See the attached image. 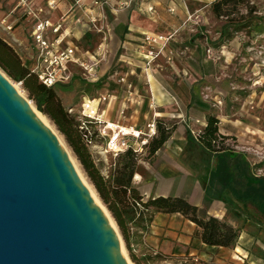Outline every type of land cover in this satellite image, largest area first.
Returning <instances> with one entry per match:
<instances>
[{"label": "rangeland", "instance_id": "obj_1", "mask_svg": "<svg viewBox=\"0 0 264 264\" xmlns=\"http://www.w3.org/2000/svg\"><path fill=\"white\" fill-rule=\"evenodd\" d=\"M71 1V13L74 12L75 18L72 22L65 21L61 31L68 29L66 40L85 52L84 59L61 67L64 77L54 91L75 119L85 123L101 174L112 182L127 180L132 174L131 185L137 187L144 200L151 197L146 195L148 183L159 168L166 174L180 175L185 167L197 173L201 186L205 187L217 159L197 142L189 141L187 130L199 140L209 117H216L219 131L213 148L243 152L248 171L259 180L248 184L244 179H236L228 192L212 184L211 193H207L216 196L217 201L198 199L199 215L208 218L214 213L220 220L255 235L256 244L251 252L253 250L264 260V0H100L98 5L85 1L83 6ZM46 3L48 5V0H28L27 3L0 0V35L34 71L43 63L39 61L33 28L41 13L52 17ZM82 13L85 23L77 19ZM131 31L138 36L142 32H170L172 36L148 67L152 66V83L139 61L141 55L136 56L127 48L135 51L139 41ZM54 37L49 33V39L56 43ZM55 53L52 52V57ZM132 67L135 74H131ZM0 69L63 142L79 174L115 224L112 225L119 233L126 257L137 264L133 260L136 254L132 246L130 249L127 246L108 204L97 192L64 134L37 107L23 83ZM137 78L142 79L136 86L138 94L148 103L137 117H130V112L125 117L126 112L117 111L124 96L132 95L128 84L134 83L135 88ZM141 112H145L142 118ZM113 113L115 120L111 118ZM117 119L123 125H134L126 122L142 119L144 131L147 124L153 122L156 136L163 131L170 132L171 136L155 152H151L149 144H143L142 139L127 136V148L116 152L108 147L106 151L111 136L109 122ZM178 131H182L184 138H175ZM151 138L148 137V142ZM170 158L181 167L167 164L171 163ZM137 172L140 173L138 182L135 181ZM131 213L134 220H128L126 226L134 240L131 227H145L153 212L132 202ZM166 256L168 261L165 262ZM166 256L162 258L156 254L153 261L141 264H209L205 260L190 262L181 261L172 254ZM239 261V257H234V262Z\"/></svg>", "mask_w": 264, "mask_h": 264}, {"label": "water", "instance_id": "obj_2", "mask_svg": "<svg viewBox=\"0 0 264 264\" xmlns=\"http://www.w3.org/2000/svg\"><path fill=\"white\" fill-rule=\"evenodd\" d=\"M0 264H129L63 142L1 69Z\"/></svg>", "mask_w": 264, "mask_h": 264}, {"label": "trees", "instance_id": "obj_3", "mask_svg": "<svg viewBox=\"0 0 264 264\" xmlns=\"http://www.w3.org/2000/svg\"><path fill=\"white\" fill-rule=\"evenodd\" d=\"M0 67L11 78L23 83L24 88L29 92L30 97L34 99L37 107L64 134L88 177L95 185L97 192L108 204V208L120 227L129 249V228L126 224L128 220H134V215L131 213L132 202L141 204L145 209L153 212L148 222L152 221L155 212H180L200 227L197 235L203 242L210 245L236 246L241 234L239 228L220 220L216 216L201 217L198 212V206L186 198L182 196L160 195L144 200L143 195L137 187L131 185L132 174L129 175L127 180H116V183L112 182L109 178H105L96 165L94 153L91 149V136L85 123L81 120H76L74 115L67 110L54 91L56 85L48 87L40 81L38 73L23 63L17 50L1 35ZM217 123L218 119L210 116L204 129V134L199 140L195 139L192 133H189L190 141L197 142L217 158L218 163L216 170L213 172V178L226 189L230 188L236 179H241L242 181L244 179L248 184L258 182L259 179L248 171L243 152L233 149L213 148V142L217 139L219 131ZM170 136L171 133L165 131L161 132L158 136L155 134L148 142L151 152L160 149ZM130 151L132 152V150ZM243 167H246V170ZM242 171H245L244 174ZM240 174L242 175L240 176ZM133 260L137 264L143 262L135 255H133Z\"/></svg>", "mask_w": 264, "mask_h": 264}, {"label": "crops", "instance_id": "obj_4", "mask_svg": "<svg viewBox=\"0 0 264 264\" xmlns=\"http://www.w3.org/2000/svg\"><path fill=\"white\" fill-rule=\"evenodd\" d=\"M42 1V0H41ZM68 1V3H67ZM87 3L95 4L96 0H84ZM71 0H57L55 6H48L46 3V8L51 11L52 17H47L45 14L41 13L42 19H48L51 23V27L48 28V36L49 33L52 34V28L56 26L58 23H63L68 20V22H72L75 18L74 12L71 13ZM42 5H45V3ZM96 5V4H95ZM80 12V11H79ZM4 14V12H2ZM61 13V14H60ZM7 14V12L3 15ZM54 15V16H53ZM59 15V16H58ZM31 17V16H30ZM66 18V20H65ZM73 18V19H72ZM78 20H82L85 23V16L83 13L81 17L77 18ZM68 29L64 28V31H61L62 37L64 38L63 44L61 48L66 46H70L76 49V54L84 59V53L79 51L78 48L73 44L72 41L66 40L68 37ZM114 32V31H113ZM133 31L130 32L133 35ZM144 34L137 33L133 36H137L139 41H137L136 45L137 48L135 51L131 47H127L128 50H131L133 54L139 56V61L141 63L142 68L144 67L143 71H147L148 80L152 83L153 79L150 74V68L145 69V62L142 58L143 53V44H144ZM162 34H170V32L162 33ZM37 46V45H36ZM83 53V54H79ZM131 74H135V68L132 67ZM137 76V75H136ZM135 80V79H133ZM141 78H137L135 84L134 92L131 96H124L121 102V106L118 109V113L122 110L126 112V116L128 117V113L130 112V117H137L139 111H142L143 106L148 103V100H144L142 94H138L136 86L141 83ZM134 85V83H133ZM155 100V97L153 98ZM111 104V103H110ZM123 104V107H122ZM101 105V104H100ZM115 106V105H113ZM144 106V107H145ZM101 111V106H99V114ZM106 111L102 114L105 115ZM103 112V111H102ZM159 113V112H158ZM141 118L144 117L145 112H141ZM118 116V114H117ZM146 117V116H145ZM112 119L114 118V113L112 114ZM111 119V120H112ZM115 120V119H113ZM118 120V119H117ZM134 124V125H142V119L127 121L126 123ZM189 133H192L189 129L187 130V137L189 140ZM193 135V134H192ZM194 136V135H193ZM175 138H184V134L182 131H178L175 134ZM190 141V140H189ZM194 142V141H192ZM171 144H174V141H171ZM212 155V154H211ZM212 158L217 159L212 155ZM170 162H174L173 165L169 164L171 167H181L177 161H174L173 158L169 159ZM162 163V162H160ZM218 163V160H217ZM159 165V163H158ZM217 164L214 169H211L208 174L207 183H205V187L201 186L199 182V175L187 168L183 167V173L180 175L165 173L158 169L157 174L154 176V179H150L149 181V190L146 195H150L151 197L156 196H182L189 200L190 202L199 205V200H203L205 198H209L213 201H217L216 196H209L210 187L212 184H216L220 186L221 191L227 192V189L224 188L215 178H213V172L216 170ZM177 170V169H176ZM206 180V179H205ZM135 181H140V173H136ZM221 194V192H220ZM117 196V195H116ZM199 209V208H198ZM200 210V209H199ZM219 215V214H218ZM213 216L215 214L213 213ZM200 230V227L190 220L189 218L185 217L180 212H155L152 218V221L149 222L145 227H131V233L134 234V240L132 239L131 235L129 234L128 243L132 246V250L136 256L142 260L150 263L153 261L154 255L160 254L162 258L164 255L172 254L175 257H178L181 261L190 260V262H194V259L205 260L209 262V264H264V260L258 257L251 249L256 244L255 235L247 232L246 230H241L240 237L236 246H220V245H210L205 242L197 235V232ZM167 257V256H166ZM234 257H239V262H234ZM165 262L168 261L164 260ZM163 261V262H164Z\"/></svg>", "mask_w": 264, "mask_h": 264}, {"label": "built area", "instance_id": "obj_5", "mask_svg": "<svg viewBox=\"0 0 264 264\" xmlns=\"http://www.w3.org/2000/svg\"><path fill=\"white\" fill-rule=\"evenodd\" d=\"M27 1L28 0H22L23 3H27ZM56 1L57 0H48V6H55ZM75 2L78 6H83L86 3L84 0H75ZM99 3L100 0L95 1L96 5ZM49 27H51V23L48 19L38 18L34 25L32 36L40 53L39 61L43 63L42 67L37 69L36 72L38 73L40 81H42L46 86L51 87L60 82V80L64 77L61 67L64 64H68L69 62L80 61L81 57L76 54V49L73 47L66 46L61 48L64 40L61 34V23H58L52 28V34L55 36L54 41H56V43L49 39ZM171 37L172 36L170 34H144L142 58L145 62L146 69L154 62L156 57H158L161 49L170 42ZM53 51L56 52L54 57H52ZM128 88V91L132 94L134 92V89L132 90V88H134L133 84L129 83ZM121 113L124 114L125 111L122 110ZM109 125L111 129V136L106 151H108V147H110L112 150H115L116 152L124 150L129 146L127 137L142 139V143L147 144L148 137H153L156 134V124L153 122H149L147 124L146 131H144L140 125H123L120 120L109 122ZM143 136L145 137L143 138ZM94 159L95 162H97L98 159L95 155ZM165 260H167L166 257ZM199 261L200 260L198 258L194 259V262Z\"/></svg>", "mask_w": 264, "mask_h": 264}, {"label": "bare ground", "instance_id": "obj_6", "mask_svg": "<svg viewBox=\"0 0 264 264\" xmlns=\"http://www.w3.org/2000/svg\"><path fill=\"white\" fill-rule=\"evenodd\" d=\"M13 83V82H12ZM13 85L15 86V84L13 83ZM15 88L17 89V86H15ZM18 90V89H17ZM19 91V93L23 96V94L20 92V90H18ZM38 112V114H39V116L45 121V119L42 117V115L39 113V111H37ZM46 122V121H45ZM47 123V122H46ZM48 124V123H47ZM49 125V124H48ZM84 180V179H83ZM84 182L86 183V185L89 187V189L91 190V193H92V195L94 196V198L96 199V201L99 203V201H98V199H97V197L95 196V194L93 193V191H92V189L90 188V186L87 184V182L84 180ZM100 204V203H99ZM100 206H101V204H100ZM102 208H103V210L105 211V209H104V207L103 206H101ZM106 212V211H105ZM107 213V212H106ZM108 215V214H107ZM108 217H109V215H108ZM109 219H110V221H111V218L109 217ZM112 222V221H111ZM112 224H113V222H112ZM114 226H115V224H113ZM113 226V227H114ZM115 228V227H114ZM115 230H116V228H115ZM117 231V230H116ZM122 244V243H121ZM122 249H123V253H124V255H125V250H124V247L122 246ZM125 257H126V255H125ZM127 258V257H126ZM127 260H128V262H129V264H133V263H131V261L127 258Z\"/></svg>", "mask_w": 264, "mask_h": 264}]
</instances>
